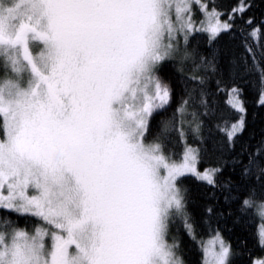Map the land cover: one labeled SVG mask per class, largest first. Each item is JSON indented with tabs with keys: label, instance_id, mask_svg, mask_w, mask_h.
<instances>
[{
	"label": "snow or ice",
	"instance_id": "snow-or-ice-1",
	"mask_svg": "<svg viewBox=\"0 0 264 264\" xmlns=\"http://www.w3.org/2000/svg\"><path fill=\"white\" fill-rule=\"evenodd\" d=\"M257 8L0 0V264H264V134L242 141L264 112ZM226 219L260 226L234 246Z\"/></svg>",
	"mask_w": 264,
	"mask_h": 264
},
{
	"label": "trees",
	"instance_id": "trees-1",
	"mask_svg": "<svg viewBox=\"0 0 264 264\" xmlns=\"http://www.w3.org/2000/svg\"><path fill=\"white\" fill-rule=\"evenodd\" d=\"M224 4H228L233 2V0H222ZM259 4V0H257ZM257 15L261 12H264V9L257 8L256 10ZM231 47V41L228 37H225L224 40L221 42L220 48L227 52V50ZM222 68L226 71L227 63L226 58L221 62ZM171 113H167L165 115H170ZM165 115H161L157 117V121L160 119H164ZM248 126L246 131L242 135V141L247 142L251 140L253 137L259 139L262 134H264V112H260L258 110H253L251 106L249 107V114H248ZM213 131L209 133L207 130L204 132L205 136V143L203 145L204 148L208 150L209 153L216 151L219 147V134L215 132L214 125L212 126ZM192 146L197 147L200 146L199 142L194 143ZM239 147V145H237ZM182 145H176L172 148V151L177 153L182 151ZM186 179L187 178H181ZM185 187L189 189L190 193V200L188 205V211L194 218H199L201 215L203 206L205 204L206 198L203 191L196 187L195 183L191 181H187ZM220 204L223 205V199L221 198ZM13 219L16 217L13 215ZM19 226L20 227H27L29 229L32 228V224L28 223L27 225L24 222V218L19 219ZM259 221H252L251 219H243V220H233V219H226L221 220L218 225H214V227H220L223 229V234L225 237L231 242L234 246L240 243L242 240H248L251 243L253 233L259 228ZM207 239V236H205ZM186 256L189 259H195L196 257L192 255L188 250H186Z\"/></svg>",
	"mask_w": 264,
	"mask_h": 264
},
{
	"label": "rangeland",
	"instance_id": "rangeland-1",
	"mask_svg": "<svg viewBox=\"0 0 264 264\" xmlns=\"http://www.w3.org/2000/svg\"><path fill=\"white\" fill-rule=\"evenodd\" d=\"M31 191V190H30ZM260 226V225H259Z\"/></svg>",
	"mask_w": 264,
	"mask_h": 264
}]
</instances>
